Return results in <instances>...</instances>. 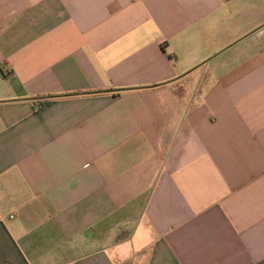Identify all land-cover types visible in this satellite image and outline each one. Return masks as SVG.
Instances as JSON below:
<instances>
[{"label": "crops", "instance_id": "obj_1", "mask_svg": "<svg viewBox=\"0 0 264 264\" xmlns=\"http://www.w3.org/2000/svg\"><path fill=\"white\" fill-rule=\"evenodd\" d=\"M0 264H264V0H0Z\"/></svg>", "mask_w": 264, "mask_h": 264}]
</instances>
